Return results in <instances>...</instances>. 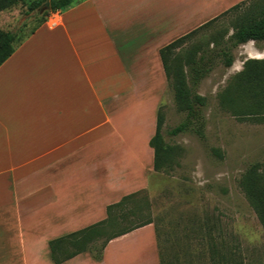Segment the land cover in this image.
<instances>
[{
  "label": "crops",
  "instance_id": "0c3cea01",
  "mask_svg": "<svg viewBox=\"0 0 264 264\" xmlns=\"http://www.w3.org/2000/svg\"><path fill=\"white\" fill-rule=\"evenodd\" d=\"M246 1L85 0L52 13L0 66V212L25 218L34 262L53 264V239L42 245L39 232L81 231L149 189L156 124L146 111L156 117L168 83L161 49ZM148 230L144 252L112 258L114 244ZM83 258L161 264L152 224L112 240L100 260L64 264Z\"/></svg>",
  "mask_w": 264,
  "mask_h": 264
},
{
  "label": "rangeland",
  "instance_id": "374dc122",
  "mask_svg": "<svg viewBox=\"0 0 264 264\" xmlns=\"http://www.w3.org/2000/svg\"><path fill=\"white\" fill-rule=\"evenodd\" d=\"M36 14L29 13L26 6H15L0 13V27L16 32L25 24L19 33L24 40L39 24L34 19ZM233 17H220L204 27L177 53L198 45L211 50L212 37L229 30ZM231 54L233 65L227 67L223 56L215 57L211 71L196 89L206 100L202 136L193 131L170 135L186 121L187 113L178 108L169 82L161 94L156 117L153 107L146 111V124L152 126L161 112L165 143L174 150L164 172L147 174L149 189L145 190L162 264H221L222 257L233 264H264V229L240 187L242 176L251 166H264V121L236 116L221 105V94L243 70L244 63L264 58V43L249 42L234 48ZM24 220L10 211L0 212L1 264H37L27 252L31 233L22 230ZM150 234L148 230L114 244L112 258L144 252L146 248L140 244L148 242ZM38 235L44 245L64 234ZM44 252L47 255L49 250L43 246L40 255ZM88 254L93 257L94 250ZM85 261L83 258L72 264H90ZM38 264L51 263L42 256Z\"/></svg>",
  "mask_w": 264,
  "mask_h": 264
},
{
  "label": "trees",
  "instance_id": "16d2710c",
  "mask_svg": "<svg viewBox=\"0 0 264 264\" xmlns=\"http://www.w3.org/2000/svg\"><path fill=\"white\" fill-rule=\"evenodd\" d=\"M82 1L85 0H0V13L18 5L26 6L28 12L33 13L49 4L47 11L34 16V19L39 21L38 26L31 32L34 33L52 13L65 11ZM248 1L251 2H243L221 16L234 14L230 29L212 37L211 50H204L198 45L184 53H177L187 39L218 19L161 49L160 57L164 72L175 92L177 106L187 113L186 121L171 130L170 135L187 131L203 135L202 109L206 105V100L196 89L211 71L215 57L223 56L226 66L231 67L234 63L231 54L234 48L249 42H264V0ZM24 27L25 24L16 32L4 31L0 27V66L24 42L25 39L19 37ZM231 30L233 33L230 35ZM221 105L236 116H250L264 121V58L248 59L244 63L243 70L221 94ZM162 125L163 116L159 111L155 135L149 142L154 151L155 172H164V165L169 162L174 151L165 143ZM240 187L264 229V166H251L242 176ZM130 205L132 208L129 209ZM150 224H153V220L145 191L129 195L109 206L107 217L103 221L49 241L51 261L53 264H64L80 254L91 252L92 249L95 253L93 258L100 260L112 240ZM221 259V264H233L229 259L224 257ZM236 264L241 263L236 261Z\"/></svg>",
  "mask_w": 264,
  "mask_h": 264
},
{
  "label": "water",
  "instance_id": "95a60500",
  "mask_svg": "<svg viewBox=\"0 0 264 264\" xmlns=\"http://www.w3.org/2000/svg\"><path fill=\"white\" fill-rule=\"evenodd\" d=\"M49 9V4H46V5H44L42 8H40L38 11H37V13L38 14H42V13H44L45 11H47Z\"/></svg>",
  "mask_w": 264,
  "mask_h": 264
}]
</instances>
